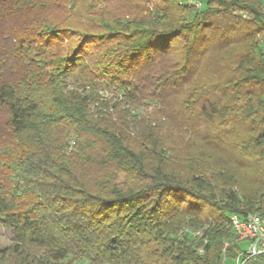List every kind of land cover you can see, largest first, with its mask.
Returning <instances> with one entry per match:
<instances>
[{
  "label": "trees",
  "instance_id": "1",
  "mask_svg": "<svg viewBox=\"0 0 264 264\" xmlns=\"http://www.w3.org/2000/svg\"><path fill=\"white\" fill-rule=\"evenodd\" d=\"M233 214L264 217V0H0V264H222Z\"/></svg>",
  "mask_w": 264,
  "mask_h": 264
},
{
  "label": "built area",
  "instance_id": "2",
  "mask_svg": "<svg viewBox=\"0 0 264 264\" xmlns=\"http://www.w3.org/2000/svg\"><path fill=\"white\" fill-rule=\"evenodd\" d=\"M193 3L198 8L202 6L200 2ZM230 222L234 242L240 246L241 250L234 258L225 257L222 264H264V217L258 214H248L242 218L233 214L230 216ZM179 234L201 238L203 230L185 227ZM229 246L230 242L226 241L222 250L223 254H226ZM199 251L202 252L203 248Z\"/></svg>",
  "mask_w": 264,
  "mask_h": 264
},
{
  "label": "rangeland",
  "instance_id": "3",
  "mask_svg": "<svg viewBox=\"0 0 264 264\" xmlns=\"http://www.w3.org/2000/svg\"><path fill=\"white\" fill-rule=\"evenodd\" d=\"M194 1V0H193ZM159 2V0H158ZM191 3V2H189ZM193 3V2H192ZM262 37V36H261ZM155 112L154 107L151 106L148 110L143 111V115L151 116ZM206 212L203 211L202 216H205ZM12 233L10 230L5 229L0 225V249L8 247L12 243Z\"/></svg>",
  "mask_w": 264,
  "mask_h": 264
}]
</instances>
